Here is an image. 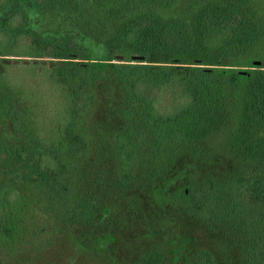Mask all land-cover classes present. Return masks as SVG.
I'll return each instance as SVG.
<instances>
[{
  "label": "rangeland",
  "instance_id": "1",
  "mask_svg": "<svg viewBox=\"0 0 264 264\" xmlns=\"http://www.w3.org/2000/svg\"><path fill=\"white\" fill-rule=\"evenodd\" d=\"M68 3L72 7L62 18L57 14L60 11L50 9L45 15V24L40 22L39 11H35L29 27L44 38L76 35L84 60L101 55L104 41L118 33L125 19L136 16L144 18L143 32L129 46L135 50L146 49L152 62L167 61L173 49L181 46L193 66L206 70L220 68L227 66L231 57L236 63L232 66L239 70L252 68L249 64L255 60L259 61L255 71L264 72V0H120L108 9L95 0H68ZM206 10H231L229 20L241 21L250 29L254 34L252 43L224 54L207 51L200 39L201 15ZM5 13H0V20ZM164 34H167V43L163 41ZM22 58L21 62L14 59L12 63L16 64L10 65L7 73L23 86L21 93L25 94L38 123L44 120L49 108L58 105L60 97L42 80L43 70L37 71V60ZM86 80L89 87L83 88L76 129L88 150H81L76 157L80 164L82 158L84 164L86 160L87 171L91 172L83 189L75 175L76 160L71 156L68 170L73 177L69 194L74 203L80 194L87 192L91 204L96 206L95 220H87L81 228L78 217L68 213L60 216L54 200L38 194L34 197L36 203L59 222L65 233L50 237L51 243L43 247L26 241L13 248L0 245V264H140L147 253L154 256V264H198L205 252L225 257L227 239L232 243L238 236L240 243L241 238L213 209L220 197H216L209 181L226 185L227 179L238 180L242 176L240 168L253 172L263 164L258 162L260 157L255 153L264 148V107L262 113L250 109L241 118V110H246L252 101L248 91L242 94L241 106L229 96L232 89L226 86L224 92L230 102L217 105L218 85L214 80L208 81L199 103L190 108L182 127L177 129L178 140L169 147L173 151L167 154V160L162 154L168 149L165 142L156 153L152 152L156 136L143 125L139 105L130 101L124 84L106 68L98 67L92 68ZM123 129L132 130L136 146L133 145V150L128 145L120 151V156L109 144L114 133ZM185 135L187 139L181 140ZM250 142L256 146L253 152L245 149ZM99 169L102 179L96 182L94 172ZM249 175V172L245 174ZM188 188L197 196L210 198L204 199L203 208L197 214L188 208ZM234 192L231 197L241 200L238 191ZM28 196L31 199L33 194ZM51 229L45 222L38 234L48 236ZM32 233V229L26 232ZM75 240L83 242V247ZM238 242L234 250L230 247L231 256L241 252Z\"/></svg>",
  "mask_w": 264,
  "mask_h": 264
},
{
  "label": "trees",
  "instance_id": "2",
  "mask_svg": "<svg viewBox=\"0 0 264 264\" xmlns=\"http://www.w3.org/2000/svg\"><path fill=\"white\" fill-rule=\"evenodd\" d=\"M95 1L108 9L114 8L120 0ZM68 4V0H0V11L6 12L0 20V245L8 244L7 248H13L24 241L36 242L38 247H43L51 243L53 238L50 237L65 233L59 222L51 219L49 213L43 210L44 207L36 203L34 197L37 198L38 194L41 198L46 196L48 200H54L60 216L68 213L78 217L77 224L81 228L88 221L95 220L96 206L91 204L87 192L80 194L74 203L71 201L69 186L73 174L68 170L72 156L78 166L76 179L84 189L91 170L87 171L86 160L84 164L82 158L80 164L76 157L81 150H88L81 133L76 129V115L81 96L85 92L83 88L89 87L87 75H91L93 67L106 68L116 80L124 84L130 101H136L139 105L138 112H141L143 125L156 136L152 152L156 153L161 143L165 142L168 149L162 154L167 160V154L170 152L171 155L173 151L169 147L178 140L177 129L182 127L190 108L199 103L208 81L214 80L218 85L217 105L228 104V97L232 96L234 102L243 106L241 97L245 90L248 91L252 101L246 110H241V118L250 109L251 112L262 113L264 107V72L255 71L257 64L250 63L252 68L239 70L232 66L236 63L230 57L227 66L206 70L190 64L191 59L181 46L173 51L169 47L173 53L171 58L157 62L149 60L146 49L135 50L130 47L143 32V17L125 19L118 33L104 41L103 53L93 57L94 60L82 59L76 35L44 38L29 27L35 11H39L40 22L45 24V15L50 9L60 11L57 14L62 18L67 9L72 7ZM231 13V10H206L202 13L200 39L207 51L229 53L254 40V34L241 21L229 20ZM162 38L167 43V34ZM132 54L144 57L132 59ZM22 57L37 60V71L43 70L42 80L60 97L58 105L51 110L49 108L44 120L38 123L25 94L21 93L23 86L17 84V79L12 80L13 77L7 73L8 67L16 64L12 61L18 59L21 62ZM220 57L217 61H220ZM226 86L232 89L229 96L224 92ZM150 91L156 92L150 94ZM132 133L130 129L114 133L109 144L113 151L122 156V149L130 144L133 146L135 138ZM184 139H187L186 135L181 140ZM245 149L253 152L256 146L250 142ZM255 154L260 157L258 162L263 164L253 172L242 167V176L238 180L227 179L226 185H215L212 180L209 181L216 197H220L213 209L221 219L236 229L241 241L238 242V236L232 243L227 239L225 257L205 252L198 264H229L231 261L238 264L239 258L240 264H264V148L258 149ZM248 172L251 175L245 176ZM101 174V169L94 172V181L100 182ZM237 186L239 189L236 190ZM234 191H238L241 200L231 197ZM188 192L189 210L193 214L201 212L203 203L210 198L197 196L191 188H188ZM28 193L33 194L31 199ZM45 222L52 229L48 236H40L38 231L43 229ZM30 225L26 232L32 229L33 233L27 235L23 230ZM75 242L83 247V242ZM237 242L241 252H237L236 257L234 254L231 256L230 247L234 250ZM154 259V256L147 253L141 258L140 264H154Z\"/></svg>",
  "mask_w": 264,
  "mask_h": 264
},
{
  "label": "water",
  "instance_id": "3",
  "mask_svg": "<svg viewBox=\"0 0 264 264\" xmlns=\"http://www.w3.org/2000/svg\"><path fill=\"white\" fill-rule=\"evenodd\" d=\"M143 57H144L143 55H137V54H132V55H131V58H132V59H143ZM258 62H259V61H255V60L253 61L254 64H256V63H258Z\"/></svg>",
  "mask_w": 264,
  "mask_h": 264
}]
</instances>
